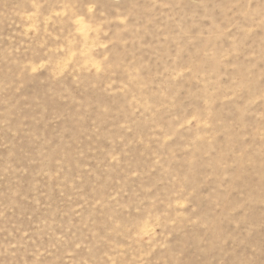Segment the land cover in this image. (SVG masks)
<instances>
[{
    "label": "rangeland",
    "instance_id": "374dc122",
    "mask_svg": "<svg viewBox=\"0 0 264 264\" xmlns=\"http://www.w3.org/2000/svg\"><path fill=\"white\" fill-rule=\"evenodd\" d=\"M0 264H264V0H0Z\"/></svg>",
    "mask_w": 264,
    "mask_h": 264
}]
</instances>
